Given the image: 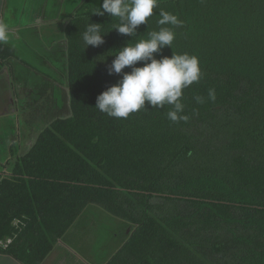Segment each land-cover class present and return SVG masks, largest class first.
Wrapping results in <instances>:
<instances>
[{
	"label": "trees",
	"instance_id": "16d2710c",
	"mask_svg": "<svg viewBox=\"0 0 264 264\" xmlns=\"http://www.w3.org/2000/svg\"><path fill=\"white\" fill-rule=\"evenodd\" d=\"M158 3L137 32L156 28L161 8L182 21L162 55L199 57L202 78L182 97L188 120L173 123L170 106L147 102L127 119L95 108L122 79L108 74V54L136 38L114 31L119 21L87 2L65 31L69 118L0 174V241L12 239L0 253L41 264L95 205L133 228L108 264H264V0ZM89 23L107 33L98 48L83 43Z\"/></svg>",
	"mask_w": 264,
	"mask_h": 264
},
{
	"label": "clouds",
	"instance_id": "9594fccd",
	"mask_svg": "<svg viewBox=\"0 0 264 264\" xmlns=\"http://www.w3.org/2000/svg\"><path fill=\"white\" fill-rule=\"evenodd\" d=\"M157 8L158 0H103L102 6L96 8L95 15L107 13L119 21L113 25L114 31L136 38L135 42L130 41L122 49L108 54L114 56L108 74L122 75V79L97 97L95 108L109 117L127 119L131 114L147 110V102L152 109L170 106L166 115L173 123L188 120L182 97L185 89L202 78L201 63L194 54L162 55L163 49L172 48L176 29L182 26L179 16L172 12L159 9L156 28L138 35L139 26H149ZM10 31L9 25L0 21V43L8 42ZM106 35L102 25L89 23L82 33V40L86 49L89 46L98 48L105 43ZM157 55L161 58L157 59ZM106 60L107 57L99 62L106 63ZM140 62L143 66L137 67ZM126 68L131 71L125 72ZM208 99L215 101V89L208 90ZM195 100L205 102L201 96H196Z\"/></svg>",
	"mask_w": 264,
	"mask_h": 264
},
{
	"label": "crops",
	"instance_id": "0c3cea01",
	"mask_svg": "<svg viewBox=\"0 0 264 264\" xmlns=\"http://www.w3.org/2000/svg\"><path fill=\"white\" fill-rule=\"evenodd\" d=\"M87 2L89 0H79L77 5L74 3L71 6L67 0H0V21L6 22L11 30L8 42L0 43V132L5 129L8 117V114L3 113L9 93L6 78L15 79L10 83V90L17 102H30L25 96L32 87L30 79L41 77L42 74L49 78L50 74L63 69L61 61L67 50L66 28ZM57 46L60 47L59 51H56ZM8 49L12 53L4 59L1 53ZM59 53L61 55L58 58L56 55ZM23 142L19 146L21 151L26 149ZM15 146L17 144L10 146L12 160L0 164V174L11 173L17 158L13 153ZM11 161L13 163L10 164ZM101 210L89 205L41 264H108L128 238L116 243L117 235L113 236L112 243L115 242L117 246L105 258V251L101 248L102 237L107 228L115 224L114 221L117 225L128 223ZM0 264L22 263L0 253Z\"/></svg>",
	"mask_w": 264,
	"mask_h": 264
},
{
	"label": "flooded vegetation",
	"instance_id": "af4514ba",
	"mask_svg": "<svg viewBox=\"0 0 264 264\" xmlns=\"http://www.w3.org/2000/svg\"><path fill=\"white\" fill-rule=\"evenodd\" d=\"M12 79L13 78H9V76L7 78V82L9 84V93L6 97L7 102L3 108V113L8 114V118H10V120H14L15 116L18 117V119L25 118V120L30 119L34 121V124H26L27 128L24 131V135L21 133L22 138L20 141H24V147L27 149L29 144L30 147L34 144L36 139H38L39 134L44 129L48 128L58 120L69 118L70 95L67 76L63 69H59L53 74H50L49 78L42 74L41 77L30 79V82H32V87L30 90H28V93L25 94L30 102H24L22 104H20V102L18 103L15 96H13L11 93L10 83L15 80ZM11 134L12 130L10 135ZM14 137L15 135L13 136L12 134L11 140ZM13 145H16V143ZM125 231V236L127 235V238H129L133 228H126Z\"/></svg>",
	"mask_w": 264,
	"mask_h": 264
},
{
	"label": "rangeland",
	"instance_id": "374dc122",
	"mask_svg": "<svg viewBox=\"0 0 264 264\" xmlns=\"http://www.w3.org/2000/svg\"><path fill=\"white\" fill-rule=\"evenodd\" d=\"M78 1L79 0H67V3H68V5L73 6L74 3L77 5ZM102 2H103V0H89V4L95 5L97 7H101ZM73 8L74 7H72L71 9H73ZM59 50H60V47L57 46L56 51H59ZM60 55L61 54L59 53L56 56L59 58ZM6 80H7V78H6ZM0 111H1V108H0ZM14 118H15L14 120H10V118L7 117L6 127L4 130H2V132H0V164L1 165H4L9 160H12L13 157H12L11 150H10L11 145H13L15 143L18 144L13 149V153L15 154V156L18 157L24 152L25 149H22V151H21V148L19 147L21 142H22V141H20V139L22 138L21 133H23V135H24V131L27 128V126H26L27 123H33L34 124V121H32L30 119H26V120H25V118H22V119L19 118L18 119V117H15V116H14ZM10 128L12 130L13 136L15 135V137L12 140H11L12 134L10 135V133H11ZM3 131H5V133ZM16 147H19V148L16 150ZM28 147H29V145H28ZM11 163H13V162L11 161L10 164ZM6 169H8V168H6ZM101 211L103 212L104 210H101ZM114 223L115 224H112L111 227L107 228V230L104 233V238L102 237V240H101V248L104 249V251H105V258L107 256H109V254L112 252L111 251L112 248L115 249V247L117 246V244H116L117 242L122 243V241L125 239V237H127V235L125 236L127 230L125 231V233H124V230L128 224L127 225H123V224L117 225L116 221H114ZM129 227L130 226L128 225V228ZM113 236L117 237V239H115L116 243L115 242L112 243Z\"/></svg>",
	"mask_w": 264,
	"mask_h": 264
},
{
	"label": "built area",
	"instance_id": "2783aa9c",
	"mask_svg": "<svg viewBox=\"0 0 264 264\" xmlns=\"http://www.w3.org/2000/svg\"><path fill=\"white\" fill-rule=\"evenodd\" d=\"M11 243H12V239H7V240L0 241V247L5 249Z\"/></svg>",
	"mask_w": 264,
	"mask_h": 264
},
{
	"label": "water",
	"instance_id": "95a60500",
	"mask_svg": "<svg viewBox=\"0 0 264 264\" xmlns=\"http://www.w3.org/2000/svg\"><path fill=\"white\" fill-rule=\"evenodd\" d=\"M69 103H70V97H69ZM70 116H71V114H70Z\"/></svg>",
	"mask_w": 264,
	"mask_h": 264
}]
</instances>
